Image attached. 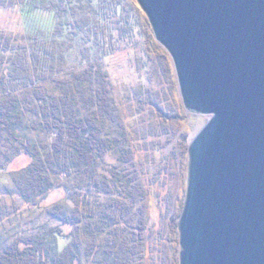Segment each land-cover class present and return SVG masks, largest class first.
Returning a JSON list of instances; mask_svg holds the SVG:
<instances>
[{"label":"trees","instance_id":"16d2710c","mask_svg":"<svg viewBox=\"0 0 264 264\" xmlns=\"http://www.w3.org/2000/svg\"><path fill=\"white\" fill-rule=\"evenodd\" d=\"M80 3L0 0L4 6L23 5L27 15L40 9L65 13ZM99 14L103 18V13ZM3 42L0 49L10 54L8 61L2 58V65L9 71L0 72V145L13 149L7 154L9 163L21 153L32 158L24 168L13 172L26 201L44 202L54 190L63 199L47 207L48 220L36 232L15 235L0 252V264H84L87 260L96 264H141L149 227L147 214L142 213L137 227L131 224V218L133 204L144 199L146 191L138 176L126 173L133 150L123 145L122 134L115 129L122 127V120L115 108L109 73L101 65H91L64 77H52L49 80L54 87H49L40 67L37 75H30L31 64L42 59L51 63L43 72L54 74L57 67L54 69L53 64L59 60L49 50L31 51ZM147 43L150 51L167 60L175 76L169 53L160 48L151 30ZM160 116L181 121L179 115L166 116L160 111ZM30 129L45 133V140L31 138ZM189 145L184 134L180 145L184 156H189ZM108 154L116 155L118 163L108 166ZM183 210L184 206L170 220L178 242ZM51 219L58 224L50 226ZM71 237L72 242L61 250L58 241Z\"/></svg>","mask_w":264,"mask_h":264},{"label":"rangeland","instance_id":"374dc122","mask_svg":"<svg viewBox=\"0 0 264 264\" xmlns=\"http://www.w3.org/2000/svg\"><path fill=\"white\" fill-rule=\"evenodd\" d=\"M80 1L65 13L40 9L33 15L25 14L23 5L0 4V41L31 51L49 50L59 60L53 64L54 69L57 67L54 74L43 72L44 67L51 66L47 60L30 66V75H37L40 67L49 87H54L49 80L52 77H64L87 66L101 65L107 70L122 120V127L115 129L121 132L123 145L133 150L126 173L138 176L146 191V197L133 204L131 218V224L137 227L142 213L147 214L149 227L141 264H177L180 239L178 242L172 232L170 220L185 205L189 178V156H184L180 145L184 134L191 143L209 117L186 109L176 72L172 76L167 60L150 51L147 33L153 29L137 0ZM9 54L0 49V72L9 71L2 65V58L8 61ZM160 111L166 116L179 115L181 121L165 120ZM29 135L41 141L46 137L32 130ZM12 150L9 145H0V252L16 234L36 232L48 220L47 207L63 199L54 190L44 202L26 201L13 172L24 168L32 158L21 153L9 163L7 154ZM106 160L108 166L118 163L114 154H108ZM48 224L54 226L58 221L51 219ZM129 234L133 240L134 233ZM72 240H59V248L63 250ZM84 264L96 263L87 260Z\"/></svg>","mask_w":264,"mask_h":264},{"label":"water","instance_id":"95a60500","mask_svg":"<svg viewBox=\"0 0 264 264\" xmlns=\"http://www.w3.org/2000/svg\"><path fill=\"white\" fill-rule=\"evenodd\" d=\"M189 112L180 264H264V0H137Z\"/></svg>","mask_w":264,"mask_h":264}]
</instances>
